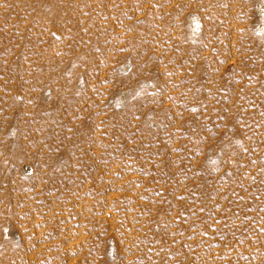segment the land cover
Wrapping results in <instances>:
<instances>
[{
  "label": "rangeland",
  "instance_id": "1",
  "mask_svg": "<svg viewBox=\"0 0 264 264\" xmlns=\"http://www.w3.org/2000/svg\"><path fill=\"white\" fill-rule=\"evenodd\" d=\"M0 264H264V0H0Z\"/></svg>",
  "mask_w": 264,
  "mask_h": 264
}]
</instances>
